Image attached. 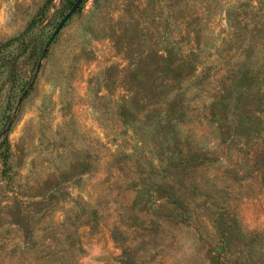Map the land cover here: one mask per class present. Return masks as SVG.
Instances as JSON below:
<instances>
[{
  "label": "rangeland",
  "instance_id": "1",
  "mask_svg": "<svg viewBox=\"0 0 264 264\" xmlns=\"http://www.w3.org/2000/svg\"><path fill=\"white\" fill-rule=\"evenodd\" d=\"M263 65L264 0H0V264H264Z\"/></svg>",
  "mask_w": 264,
  "mask_h": 264
},
{
  "label": "trees",
  "instance_id": "2",
  "mask_svg": "<svg viewBox=\"0 0 264 264\" xmlns=\"http://www.w3.org/2000/svg\"><path fill=\"white\" fill-rule=\"evenodd\" d=\"M240 79L245 81L246 84H244L242 81H239ZM239 80H238L239 86L245 87L244 91L242 90L243 91L242 93L244 94L248 93L251 95L250 92H252L253 94L255 93L259 94V96H261L262 98L264 97V65L261 68H257V69L249 68L248 70L247 68V71L246 70L242 71ZM263 111H264L263 106H258L257 112H263Z\"/></svg>",
  "mask_w": 264,
  "mask_h": 264
},
{
  "label": "water",
  "instance_id": "3",
  "mask_svg": "<svg viewBox=\"0 0 264 264\" xmlns=\"http://www.w3.org/2000/svg\"><path fill=\"white\" fill-rule=\"evenodd\" d=\"M74 8H72L71 10H69L65 16L63 17V19L61 20V22L58 24L55 32L52 34L51 39L54 37V35L56 34V32L63 26L64 22L67 20V18L72 14Z\"/></svg>",
  "mask_w": 264,
  "mask_h": 264
}]
</instances>
